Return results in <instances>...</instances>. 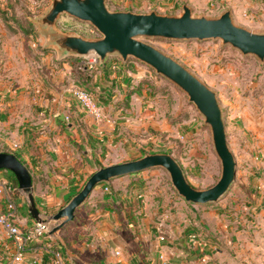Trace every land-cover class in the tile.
<instances>
[{
  "label": "crops",
  "instance_id": "obj_1",
  "mask_svg": "<svg viewBox=\"0 0 264 264\" xmlns=\"http://www.w3.org/2000/svg\"><path fill=\"white\" fill-rule=\"evenodd\" d=\"M3 35L0 150L21 160L32 174L33 189L42 185L45 207L51 205L57 213L77 193L67 195L98 148L112 144L106 134L115 131L120 115L133 118L137 93H121L126 91L123 78L109 58L104 66L98 63L97 71L83 65L88 77L82 78L73 62H62L67 58H36L35 51L26 55L11 45L21 33ZM89 85L101 93L97 102L108 120L97 121L74 96L75 89ZM258 167V175L251 169L239 180L238 174L231 205L223 200L217 208L138 189L142 172L115 178L98 185L74 219L62 222L51 237L63 251L65 264H264V161ZM5 176L16 183V177ZM19 206L23 224L32 223L29 210L24 213ZM11 256V242L0 233V264Z\"/></svg>",
  "mask_w": 264,
  "mask_h": 264
},
{
  "label": "rangeland",
  "instance_id": "obj_2",
  "mask_svg": "<svg viewBox=\"0 0 264 264\" xmlns=\"http://www.w3.org/2000/svg\"><path fill=\"white\" fill-rule=\"evenodd\" d=\"M50 4L51 0H0V34L6 36L5 32L21 33V38L10 39L12 46L22 51L24 49L26 55L35 51L36 58H44L49 54L56 58L57 49L48 46L44 27L35 22L37 17L48 11ZM106 4L111 11H156L162 15H180L183 5L187 4L195 16L210 18L219 17L224 11L231 9L237 25L264 33V0H106ZM56 27L61 33L76 34L88 39L102 37L90 22L81 21L66 13L60 15ZM141 40L176 59L217 93L224 114L228 144L237 162V177L224 198L211 204L196 206L215 205L213 207L217 208V204L223 200H229L227 206L231 205V199L236 194L238 174L239 180L242 176L247 177L251 169L258 175V164L264 161V62L255 55L243 54L231 44H224L222 39L142 37ZM70 57L73 56L67 58ZM75 58H78L75 65H86L90 70L97 71L98 64L90 61V57ZM109 60L117 65L115 72L123 78L122 82L126 87V91L121 92L123 95L131 88L139 89L140 94L133 96L136 100V113L133 118L120 115L115 131L106 134L112 144H103L98 148L97 156L86 166V171H83L81 181L73 184L67 195L72 196L78 192L83 180L100 166L135 160L147 153L173 155L188 180L199 189L215 185L221 177L222 164L214 148L211 127L205 123L204 116L189 100L187 93L134 57L124 61L122 57L115 55L110 56ZM42 69L45 73L44 65ZM85 89L98 101L97 97L101 93L93 85ZM142 110L149 115L142 113ZM2 173L11 178L16 177L10 170ZM126 180L128 182L129 179ZM136 181L141 184L138 189L142 188L150 193L160 190L177 200L183 199L164 168L142 171ZM13 185L16 187V183ZM41 186L37 183L33 189L36 204L42 209L45 218L51 220V227L55 228L63 220L52 219L56 213L53 211L57 208L50 207L51 205L45 207L43 202L47 199L41 194ZM14 199L22 205L24 213L28 212L25 193L17 190ZM232 203L237 204L235 201ZM27 214L31 215L30 212Z\"/></svg>",
  "mask_w": 264,
  "mask_h": 264
},
{
  "label": "water",
  "instance_id": "obj_3",
  "mask_svg": "<svg viewBox=\"0 0 264 264\" xmlns=\"http://www.w3.org/2000/svg\"><path fill=\"white\" fill-rule=\"evenodd\" d=\"M182 9L180 15H162L156 11H111L106 0H51L48 11L37 17L35 22L44 27L47 44L57 49L59 59L69 56H97L99 65L104 66L110 56L118 55L124 61L134 57L186 92L189 100L204 116L205 123L211 127L214 148L222 164L220 179L209 188L199 189L188 180L173 155L147 153L135 160L100 166L89 176L81 190L53 215V220H63V223L73 220L75 212L86 203L98 185L157 167L168 171L172 185L180 197L192 204L207 205L217 202L233 187L237 162L228 144L224 114L217 93L183 64L141 38L222 39L224 44H231L243 54L255 55L264 62V33L253 32L237 25L231 9L214 18L195 16L187 4H184ZM65 13L81 21L90 22L102 37L88 39L59 32L56 22L60 15ZM3 169L15 174L20 190L27 196L29 212L33 219L38 222L46 221L36 204L30 170L11 152H0V170ZM61 225L56 226L52 232Z\"/></svg>",
  "mask_w": 264,
  "mask_h": 264
},
{
  "label": "built area",
  "instance_id": "obj_4",
  "mask_svg": "<svg viewBox=\"0 0 264 264\" xmlns=\"http://www.w3.org/2000/svg\"><path fill=\"white\" fill-rule=\"evenodd\" d=\"M90 61L99 63L97 56L90 57ZM74 96L97 121L109 119L89 90L77 88ZM2 171L0 170V233L9 238L12 246V256L2 264H65L63 251L51 237V220H34L30 224H23L20 206L14 199V193L21 190L19 186L15 187ZM104 189L109 191V186L106 185ZM117 254L120 255L121 252L117 251Z\"/></svg>",
  "mask_w": 264,
  "mask_h": 264
},
{
  "label": "trees",
  "instance_id": "obj_5",
  "mask_svg": "<svg viewBox=\"0 0 264 264\" xmlns=\"http://www.w3.org/2000/svg\"><path fill=\"white\" fill-rule=\"evenodd\" d=\"M65 27H67L66 25H65ZM76 59H78V58H75V57H70V58H67V59H65V60H62V62H64V61H71V62H73V63H75V61H76ZM76 67H77V69L82 73V78H84L85 76L86 77H88L87 75H84V70H83V65L82 64H79V65H76ZM86 80V79H85ZM88 83V81L87 82H85V84H87ZM134 93H137V94H140V92H139V89L138 88H136V87H134V88H131L129 91H128V94H127V96L128 97H130L132 94H134ZM0 152H8V151H3V150H0ZM16 185H17V187L19 186L18 185V181L16 180Z\"/></svg>",
  "mask_w": 264,
  "mask_h": 264
}]
</instances>
